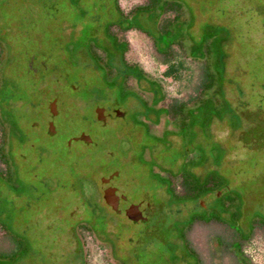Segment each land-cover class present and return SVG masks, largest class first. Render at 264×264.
<instances>
[{
  "label": "rangeland",
  "instance_id": "374dc122",
  "mask_svg": "<svg viewBox=\"0 0 264 264\" xmlns=\"http://www.w3.org/2000/svg\"><path fill=\"white\" fill-rule=\"evenodd\" d=\"M204 1L160 2L183 4L184 53L202 54L168 77L115 0H0V264H264V0ZM147 3L117 0L123 15ZM203 169L222 198L199 209L185 180Z\"/></svg>",
  "mask_w": 264,
  "mask_h": 264
},
{
  "label": "trees",
  "instance_id": "16d2710c",
  "mask_svg": "<svg viewBox=\"0 0 264 264\" xmlns=\"http://www.w3.org/2000/svg\"><path fill=\"white\" fill-rule=\"evenodd\" d=\"M160 2H161V0H148L147 4H145L143 6L136 7L133 10H131V12L128 13L127 15H123L121 10L119 9V7L117 5V0H115L116 10H117L116 15L118 16V20L120 22H128V27H127V29H125L126 31L134 29V27H133L134 21L142 23L145 27L147 25L146 19H148V20L150 19L151 22H154V25L152 26L153 28L150 32H148L145 29V27L141 32H143V34H145L146 37H148L150 40H152L154 47H155V50H156L157 62L168 64L167 71L165 72V74L168 77H173L175 75H178V73L183 68L188 69V66L186 63V61L188 59L190 62H194L193 60H196L199 62L200 61L199 58L202 56V54L195 52V50L192 51V49H190L189 52L186 53L187 55L184 53L185 50H183V48L185 46V41H186L184 36L186 35L187 30H183V32H184L183 33L181 29L188 23L189 18L187 19L184 16L183 4H179V3L173 4V5L172 4H164V3L160 4ZM209 2H210V0H206L204 2H201L198 6V9L200 11L203 10L205 12H211L214 9L215 4L213 3L214 4V6H213ZM154 9H155V12L154 11L150 12V15H148V16L146 15V13H144L145 10L150 11V10H154ZM156 9H159V10L156 11ZM190 9L193 10V14H194V8L192 6H190ZM172 11L174 12V15L171 18L165 17L168 12H172ZM151 33H153V34H151ZM0 35H1V33H0ZM0 38L2 39L1 36H0ZM114 40H115L114 46L118 47V46L123 45V48H124V52L122 54L123 64L126 65L127 67H131V65H128L124 61V53L127 49L126 42L119 40L116 36H114ZM179 48L182 49L183 52ZM0 49H1V47H0ZM203 69H205V68L202 67V70ZM256 69L257 68L255 67V63H254V65L252 67V72L255 71ZM202 73H203V71H202ZM202 73H201V76H202ZM126 78H127V80L129 79L127 76H126ZM201 79L202 78H200V80ZM106 83L108 84V82H106ZM118 87H119V93L118 94H120L119 96L122 98L124 96L123 94L125 93V91L128 88L124 87L122 85H119V84H118ZM112 88H113V84H110V85L105 86V89L103 91H104V93L110 94V95L116 94L115 91L111 90ZM203 170H204V174L200 173V175H196V177H197L196 181L195 180H192V181L191 180H189V181L185 180V183L189 184V186H191L193 188V191L191 192V194L189 196H186V197L191 198L193 200L194 204L199 209H203L201 207L200 201H201V199L204 198V196H205L204 193H206V191H209V190L214 191L215 190L217 192V194H220L219 190L216 189L217 185L219 184V182H218L219 178H217V177L213 178L212 175H210V173L207 172V169H203ZM205 174H208V175H205ZM211 179H215L216 183L211 184V181H212ZM217 197L219 200H220V198H222L221 194L219 196L217 195ZM231 246L232 247L233 246L239 247L238 254L236 256H234V257H236V259H238V257L241 256V254H240L241 253L240 252V246H241L240 239L232 242L230 247ZM239 261L241 262V264L244 263L243 258H239Z\"/></svg>",
  "mask_w": 264,
  "mask_h": 264
},
{
  "label": "water",
  "instance_id": "95a60500",
  "mask_svg": "<svg viewBox=\"0 0 264 264\" xmlns=\"http://www.w3.org/2000/svg\"><path fill=\"white\" fill-rule=\"evenodd\" d=\"M49 111L52 117H55L57 114V110H56V103L53 101L50 106H49ZM118 113L120 116L124 115V110L123 109H119ZM108 116V112L105 109H99V112L97 114L98 120L103 122L106 117ZM48 132L50 134H54L55 129L52 123L48 124ZM80 141L86 143V144H90L91 143V139L86 136V135H81L78 138ZM118 173H115L114 176H117ZM104 201L106 202V204L113 210V211H117L118 208V202L119 200H125L126 197L115 187H113L112 185H108L105 190H104V196H103ZM149 206V204L147 202H142L138 205H135L133 207L130 208V210L128 211L129 213H131L130 215V219L133 222H144L146 219L144 217H142V213L144 212V210Z\"/></svg>",
  "mask_w": 264,
  "mask_h": 264
},
{
  "label": "flooded vegetation",
  "instance_id": "af4514ba",
  "mask_svg": "<svg viewBox=\"0 0 264 264\" xmlns=\"http://www.w3.org/2000/svg\"><path fill=\"white\" fill-rule=\"evenodd\" d=\"M111 111V116H115L116 115V113H118V111L116 112V110H114V109H110ZM109 114V113H108ZM111 116H107V118L108 117H111ZM107 186L108 185H111V183H109V184H106ZM106 186V187H107ZM205 197V196H204ZM125 201H126V199L125 200H119V202H118V207H119V205H120V203L122 204V203H125ZM201 204V207L202 208H204L205 209V207H204V205L202 204V203H200ZM133 206H135V205H130V207L129 208H131V207H133ZM109 207V206H108ZM110 208V207H109ZM111 209V208H110ZM150 209V206H148L145 210H144V212L142 213V217H143V215H144V213H146L148 210ZM128 210L129 209H125V214H130L131 215V213H129L128 212ZM112 214L113 215H115L116 217H120V211L118 210V208H117V211L115 212V211H113L112 210ZM135 225H139V224H143L144 222H141V221H138V222H133ZM114 225L113 223H110L109 225ZM115 226V225H114Z\"/></svg>",
  "mask_w": 264,
  "mask_h": 264
}]
</instances>
